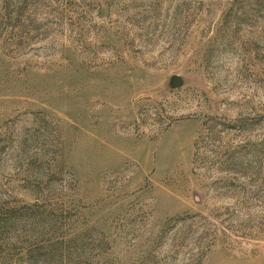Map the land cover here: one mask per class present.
I'll return each instance as SVG.
<instances>
[{
	"label": "rangeland",
	"instance_id": "374dc122",
	"mask_svg": "<svg viewBox=\"0 0 264 264\" xmlns=\"http://www.w3.org/2000/svg\"><path fill=\"white\" fill-rule=\"evenodd\" d=\"M0 264H264V0H0Z\"/></svg>",
	"mask_w": 264,
	"mask_h": 264
}]
</instances>
